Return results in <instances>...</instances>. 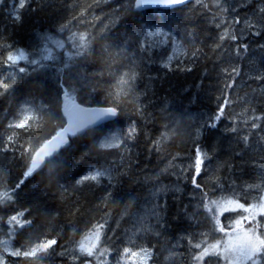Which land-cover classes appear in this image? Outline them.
Returning <instances> with one entry per match:
<instances>
[{"label": "trees", "instance_id": "16d2710c", "mask_svg": "<svg viewBox=\"0 0 264 264\" xmlns=\"http://www.w3.org/2000/svg\"><path fill=\"white\" fill-rule=\"evenodd\" d=\"M129 7L127 0H25L20 9L19 0H0V80L10 84L7 92L0 88V137L5 145L9 136L21 149L32 145L23 158L15 149L0 151L3 185L20 178L31 166L35 150L62 128L59 118L64 125L66 107H111L119 76L136 74L128 94L115 101L118 115L112 122L70 137L71 149L63 145L58 150L64 165L54 178L42 166L19 191L15 205L0 208V216L5 217L0 220V242L9 238L6 219L15 211L27 209L33 221L30 230L20 229L12 238L10 250L27 249L45 236L56 237L58 253L68 249L42 264H123L125 259L140 264L143 254L125 256V248L148 249L152 255L147 264H193L192 252L199 250L190 249L189 238L222 243L225 234L214 230L215 220L197 207L201 194L192 184L197 147L206 154L197 181L212 199L234 198L248 207L259 205L264 195V168L258 166L264 163V119L252 120L253 116L264 117V80L254 78L264 75V17L257 12L264 0H201V4L192 0L170 10L128 11ZM221 16L240 20L235 25L238 41L226 40L222 50L215 47L221 32L216 21ZM246 21L256 23L260 34H252ZM141 22L169 32L167 38H153L147 57L138 50ZM73 34L89 37L90 44L85 41L88 49H81L85 55H76L77 44L70 39ZM55 41H62L64 48L56 47ZM237 45L241 46L239 55ZM195 49H201L199 59H190ZM20 51L43 67L37 65L33 71L24 60L12 66L8 54L15 56ZM49 52L54 59L43 60ZM164 63L170 67L164 68ZM20 66L25 73L18 72ZM233 66L240 74L230 80L225 69ZM227 83L232 88L226 89ZM225 95L231 105L217 127L205 128ZM25 116L32 119L24 129L8 127L9 122H21ZM252 123L259 127L252 128ZM133 127L135 133L129 138ZM110 134L121 138L120 147L93 146V141ZM103 168H112L118 180L113 192L117 203L110 207L96 206L108 185L106 177L99 184L78 182L93 169ZM158 187L165 190L153 195ZM157 202H166L162 226L149 215ZM109 211L94 257L73 261L71 256L79 255L78 244L90 226ZM215 211L229 234L237 220L242 229L255 228L257 221L264 224L260 215L252 223L244 220L249 213L239 208ZM257 231L264 232V226ZM101 251L104 256L99 255ZM3 255L6 264H33L31 258ZM203 264L223 261L210 255Z\"/></svg>", "mask_w": 264, "mask_h": 264}, {"label": "snow or ice", "instance_id": "6c2138e0", "mask_svg": "<svg viewBox=\"0 0 264 264\" xmlns=\"http://www.w3.org/2000/svg\"><path fill=\"white\" fill-rule=\"evenodd\" d=\"M99 2V0H98ZM190 0H127L128 5L130 6L127 10L131 11L134 9H143L145 7H171L174 5H183L189 3ZM195 3L201 4V0H195ZM204 8H209L208 4L202 5ZM218 6V5H217ZM19 7L23 9L25 7V0H19ZM221 11H226V9H222ZM258 14L264 17V7H259L257 10ZM248 29L254 35H259L260 31L257 29V24L251 21H246ZM240 24L239 18L225 19L223 16L219 20L216 21V27L221 29L219 34V43L215 45L217 49H223L224 42L232 41L236 42L239 39L237 35V30L235 29V25ZM67 25L63 26L60 31H64ZM140 32L137 35L140 37L138 40L139 52L144 54L147 57L148 53L151 52L153 44V38L155 37H169V32L165 31L163 28H152L144 22H141L139 25ZM46 40H51V37H45ZM70 39L77 44V56L85 55V51H81V49L87 50L90 44V39L87 35L81 34L77 36L73 34ZM88 40L89 44H86L85 41ZM164 41H161L163 43ZM55 46L58 48H64V43L62 41H55ZM240 45L236 46L237 55L240 54ZM243 49L247 50V45H243ZM48 51V49H45ZM201 49H195L191 52L189 58L190 59H199V53ZM121 52L118 51L117 55H120ZM180 55L188 56L189 54L186 52L179 53ZM71 58V57H70ZM7 61L11 62L12 66H16L18 61L24 60L27 61L30 65L33 66V71L36 70V66L40 64L39 60L29 59V57L25 54L24 51H20L18 55H12L11 52L7 56ZM43 60H52L54 57L49 54L42 56ZM173 59L172 56L168 57V60L171 61ZM164 68H169V63L163 64ZM188 70H191L190 68ZM19 73H25L26 69L23 66L18 67ZM225 73L229 77L230 80H234L236 76H239V70L236 67H232L231 69H225ZM255 79L264 80V75H257L254 77ZM136 74L132 72L131 74L125 72L123 75L119 76L117 80L116 86L118 87V91L115 93L113 100V106L98 108V109H78V110H70L66 107L65 115L68 116L69 127H63V118H59L61 121L62 131L57 132L55 136L50 140H46V143L43 144L38 150H35L34 155L31 157V166L27 167L25 171H23L20 178L15 179L10 182L9 186H5L0 183V188H3V192L0 193V208L10 207L15 205L17 195L22 187L25 185L26 181L34 174L37 168L43 165L48 169L50 178H54L55 172L57 169L63 167L64 160L63 154L58 153L57 149L61 145L67 146L65 150L71 149L72 144L69 142V139L65 138V133H68L71 129L72 136H76L77 133H84L85 129H92L94 125L98 122L103 121L107 118H114L118 115V109L115 105V101H118L122 96H126L130 90L131 82L135 81ZM232 83L226 84V89L232 88ZM10 84L5 82L4 80H0V88H2L5 92L9 89ZM3 93H0L2 95ZM67 95V93H65ZM113 94L110 93V96ZM231 105V101L225 95V98L222 100L221 105L218 107L217 112L214 116L210 117L208 121L204 123L205 128H215L217 127V123L224 115L225 108ZM32 119V116H25L21 122L11 121L8 123L9 128H18L24 129L28 124V121ZM264 117L261 116H253L252 120H261ZM252 128H258L259 125L256 123L251 124ZM235 131V129H233ZM135 133V128L133 127L129 133L128 137L130 138ZM245 141H247L248 137H244ZM53 141H56L54 144ZM123 141L120 137L115 134H110L106 136L102 141H93V146L98 147L99 149H113L120 147V144ZM157 145L159 141L156 142ZM51 146V147H50ZM32 148V145L29 144L28 148L21 149L15 145L11 136L8 137V144L5 145L2 143V137H0V151L8 152L15 149L16 152L20 153L21 158ZM54 153H57L54 155ZM86 154V153H85ZM204 154L202 150L197 147L195 160L192 167L194 168V175L192 176V184L196 189L200 190V204L197 207H201L210 214L211 218L216 222V228L214 230H218L228 236L229 239L221 243V241H217L214 244H209L206 239L196 240L194 238L188 239V244L190 249L199 250L192 252V262L193 264H203L204 258L207 256H215L218 257L219 260L224 261V264H264V232H258L257 229L264 226L262 222L257 221L255 228H248L243 231V235H237L235 238H232L228 232L225 231V227L220 224L217 218L216 209H221L222 211L234 210L235 208L242 209L244 212L249 213V216L243 217L244 220L252 221L256 220V216H264V195L260 196L259 205H250L245 207L244 204L239 203L236 199H228L226 201H217L210 197L209 192L205 190L204 186L201 185L197 181V177H199L201 171L203 170L204 165ZM260 168H264V163H260L258 165ZM119 167V166H117ZM164 171H167L165 169ZM183 172V170H182ZM122 175L123 173H119ZM180 173H178L179 175ZM102 177H106L108 181V185L103 196L97 202V207L108 206L117 203L113 192L118 183L117 175L114 174V170L112 168H103V169H93L89 175L84 176L83 181H78L79 183H83L84 181H95L98 184ZM251 187V186H249ZM259 188V185H256ZM165 189L159 188L153 190V195H157L159 191H164ZM264 192V189H261ZM131 203V201H130ZM166 208V202H157L153 208L150 210L149 215L151 217L156 218L157 225L162 226L163 221L161 219V214ZM27 209H21L15 211L10 217L6 219V222L9 226V230L7 235L10 238H14L20 229H29L32 226V219L28 217ZM185 212L187 213V209L185 208ZM110 215L109 212H104L101 219L93 223L88 232L85 233L84 239L81 240L78 244L79 255L73 254L71 256L73 261L79 260L80 256L94 257L95 250L100 241V237L103 234L105 226L107 224L106 217ZM193 218H195L193 214ZM5 217L0 216V220H4ZM141 222H143L144 218H140ZM241 221L237 220L235 225H232L231 228L233 230H237L240 228ZM150 230V226H149ZM159 234V233H157ZM203 235V234H202ZM4 245V252H6L9 256L13 257H24L31 258L33 264H42L47 258L55 255H64L68 249H64L63 252H57L56 245L57 239L55 236H45L43 239H37L35 243L30 244L29 248L25 249L22 247L10 250L8 247L9 240H5L0 242ZM63 247V245L61 246ZM106 251V250H105ZM105 251L99 252L100 256L105 255ZM143 254V259L140 264H147V259L151 257V252L148 249L142 248L140 252L131 251L129 248L124 249L125 256H140ZM0 264H6L5 256L0 254ZM10 264H17V261H12ZM85 264H92V261H85Z\"/></svg>", "mask_w": 264, "mask_h": 264}, {"label": "water", "instance_id": "95a60500", "mask_svg": "<svg viewBox=\"0 0 264 264\" xmlns=\"http://www.w3.org/2000/svg\"><path fill=\"white\" fill-rule=\"evenodd\" d=\"M192 0H190V2H191ZM188 4V3H187ZM183 5H185V4H183ZM179 6H182V5H174V6H171V7H159V6H156V7H145V8H143V9H139V11H145V10H150V9H161V10H170V9H173V8H176V7H179ZM68 109H70V110H78V109H98V108H105V107H84V106H81V105H78V104H72V105H70L69 107H67ZM66 110V109H65ZM64 118H65V124L63 125V127H69V121H68V116L67 115H65V113H64ZM115 118V117H114ZM114 118H107V119H105V120H103V121H100V122H98L96 125H94L93 126V128L94 127H96V126H99V125H103V124H107V123H110V122H112L113 120H114ZM86 130H89V129H85L84 131H86ZM60 131H62V128L58 131V132H60ZM57 133V132H56ZM56 133L53 135V136H55L56 135ZM78 134H80V133H77V135ZM52 136V137H53ZM52 137L51 138H49L48 140H50V139H52ZM70 137H73L72 136V134H71V129H70V131L68 132V133H65V138L66 139H68V138H70ZM46 143V142H45ZM53 143L55 144L56 143V141H53ZM43 146V145H42ZM41 146V147H42ZM63 145H61L58 149H57V152H58V150L62 147ZM51 147V146H50ZM56 153H54V155H55ZM43 165H41V167H42ZM41 167H39V168H37L36 169V171L37 170H39ZM35 171V172H36Z\"/></svg>", "mask_w": 264, "mask_h": 264}, {"label": "rangeland", "instance_id": "374dc122", "mask_svg": "<svg viewBox=\"0 0 264 264\" xmlns=\"http://www.w3.org/2000/svg\"><path fill=\"white\" fill-rule=\"evenodd\" d=\"M219 211H222L221 209H218ZM242 227H244V226H242V225H240V228L239 229H237V230H234L232 233H230L229 235L232 237V238H235L237 235H243V231L242 230H245V229H242ZM229 239V237L228 236H225L224 237V240H223V242L222 243H224V242H226L227 240ZM6 240H9V244H8V247H9V249H10V243H11V240H12V238H8V239H6ZM5 241V240H4ZM7 254L6 252H4V245L2 244V243H0V254ZM131 257H133L134 258V256H131ZM136 262H134L133 261V259H125L124 260V262H123V264H135ZM223 264H224V261H223Z\"/></svg>", "mask_w": 264, "mask_h": 264}, {"label": "bare ground", "instance_id": "6f19581e", "mask_svg": "<svg viewBox=\"0 0 264 264\" xmlns=\"http://www.w3.org/2000/svg\"><path fill=\"white\" fill-rule=\"evenodd\" d=\"M186 5V4H185ZM182 6H184V5H182ZM180 7V6H179Z\"/></svg>", "mask_w": 264, "mask_h": 264}]
</instances>
